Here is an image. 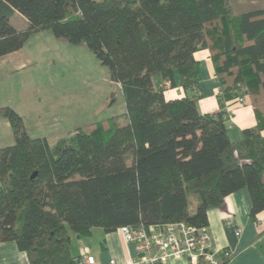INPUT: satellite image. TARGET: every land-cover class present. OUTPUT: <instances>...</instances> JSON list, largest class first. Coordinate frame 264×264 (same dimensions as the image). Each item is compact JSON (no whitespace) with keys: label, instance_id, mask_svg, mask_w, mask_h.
<instances>
[{"label":"trees","instance_id":"1","mask_svg":"<svg viewBox=\"0 0 264 264\" xmlns=\"http://www.w3.org/2000/svg\"><path fill=\"white\" fill-rule=\"evenodd\" d=\"M16 13L27 19L26 30L11 24ZM46 30L83 45L108 68L128 123H91L52 145L31 137L16 110L0 108L15 137L0 148V243L16 242L30 264H82L71 254V234L209 226L208 212L243 188L251 216L264 211V5L0 0V58ZM203 50L220 81L223 109L214 114L198 107L203 68L196 54ZM176 86L185 94L168 98ZM240 99L254 107L257 125L234 142L224 102Z\"/></svg>","mask_w":264,"mask_h":264},{"label":"rangeland","instance_id":"2","mask_svg":"<svg viewBox=\"0 0 264 264\" xmlns=\"http://www.w3.org/2000/svg\"><path fill=\"white\" fill-rule=\"evenodd\" d=\"M11 24L19 31L28 27L20 13ZM3 103L18 109L31 137H46L52 145L91 123L111 118L121 126L128 123L122 91L108 68L83 45L58 39L50 30L33 34L15 55L0 58ZM5 142L14 144V135Z\"/></svg>","mask_w":264,"mask_h":264},{"label":"crops","instance_id":"3","mask_svg":"<svg viewBox=\"0 0 264 264\" xmlns=\"http://www.w3.org/2000/svg\"><path fill=\"white\" fill-rule=\"evenodd\" d=\"M252 4L264 5V0H241ZM18 52V51H17ZM12 53L6 57L15 55ZM202 64L201 99L198 102L200 111L218 113L222 110L219 101L220 81L217 77L212 60L207 50L196 54ZM180 86L172 88L167 97L170 99L183 96ZM227 110V127L230 139L234 142L243 138V131L257 125L254 107L244 100V103L230 106L224 102ZM14 107L11 103H3L2 107ZM15 110L18 111L16 107ZM13 136L9 121L0 117V148L13 145L5 140ZM252 200L247 188L240 189L228 195L220 208L208 212L209 230L213 244L216 247L232 252V258L225 264H264V211L257 218L251 216ZM71 237V254L81 257L82 251L95 258V264H128L138 257L134 243L125 240L117 230L105 232L102 228H94L90 236ZM0 264H30L28 255L20 249L16 242L0 243ZM86 264V263H85ZM167 264H191L187 257L171 259Z\"/></svg>","mask_w":264,"mask_h":264},{"label":"built area","instance_id":"4","mask_svg":"<svg viewBox=\"0 0 264 264\" xmlns=\"http://www.w3.org/2000/svg\"><path fill=\"white\" fill-rule=\"evenodd\" d=\"M242 103L244 99H240L239 104ZM119 231L127 242L134 243L138 254L128 264H167L171 259L182 257H187L191 264H223L232 258V252L213 244L209 226L179 222L148 228L124 226ZM81 258L82 264H95V258L85 251Z\"/></svg>","mask_w":264,"mask_h":264},{"label":"water","instance_id":"5","mask_svg":"<svg viewBox=\"0 0 264 264\" xmlns=\"http://www.w3.org/2000/svg\"><path fill=\"white\" fill-rule=\"evenodd\" d=\"M36 176V173H34L33 175H32V178H34Z\"/></svg>","mask_w":264,"mask_h":264}]
</instances>
